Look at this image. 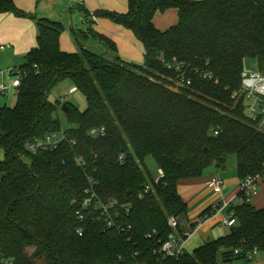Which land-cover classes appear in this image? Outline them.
I'll return each mask as SVG.
<instances>
[{"label": "trees", "instance_id": "1", "mask_svg": "<svg viewBox=\"0 0 264 264\" xmlns=\"http://www.w3.org/2000/svg\"><path fill=\"white\" fill-rule=\"evenodd\" d=\"M173 9L178 23L159 30L156 15ZM0 13L24 16L12 0H0ZM95 16L134 33L145 64L136 69L120 56L110 61L86 48L65 52L62 24L38 21L37 46L20 69L17 104L0 108V259L12 264H218L219 257L231 262L264 253V208L242 194L228 211L236 223L229 235L193 255L160 253L170 234L185 236L181 222L188 207L179 193L181 180L226 167L232 156L241 181L264 176V116L253 121L246 95L232 97L241 89L248 60L264 69V0H128L126 14ZM91 35L117 52L109 38ZM173 57L210 70L218 83L192 73L190 86L176 87V74L163 63ZM65 80L84 95L87 108L81 112L67 103L69 112H63L71 128L63 131L64 140L56 149L31 153L29 142L62 131L49 94ZM100 127L106 135L91 137L89 132ZM148 158L164 173L158 182L145 174ZM147 184L153 190L145 194ZM87 188L103 203L118 201L114 212L131 229L121 234L107 228L104 219L79 218ZM211 215L209 208L201 216ZM171 218L179 223L175 231Z\"/></svg>", "mask_w": 264, "mask_h": 264}, {"label": "crops", "instance_id": "2", "mask_svg": "<svg viewBox=\"0 0 264 264\" xmlns=\"http://www.w3.org/2000/svg\"><path fill=\"white\" fill-rule=\"evenodd\" d=\"M14 6L21 11L24 16H18L14 13H0V84H4L8 89L4 94H0V108L13 109L17 104V88L13 86L15 77L13 72H17L26 63V55L37 46L38 21L48 19L53 22L61 23L64 32L61 36L60 46L65 52L75 51L67 40L64 39V33L75 37L78 47L86 48L97 54L108 56L109 50L105 48L96 38L91 35L92 31L99 34L104 33L103 28L115 26L113 21L106 18H96L97 12L106 11L123 15L128 10V0H12ZM172 26L178 23L177 10H170L166 13H159L154 19L155 26L161 30L164 28L157 22V17L169 15ZM170 26V27H172ZM116 31L120 32L125 40L132 44L133 33L120 26H115ZM169 29V28H168ZM167 30V29H166ZM110 39V37L106 36ZM95 43L93 48L91 40ZM111 40V39H110ZM113 42L122 45L121 38L113 37ZM111 40V41H112ZM130 44V45H131ZM117 47V46H116ZM118 52V50H117ZM75 89V88H72ZM13 92L16 93L14 103L9 102L7 97ZM0 151L3 150L0 149ZM3 155L0 157L2 160ZM236 165H233V167ZM214 167V166H213ZM210 167V168H213ZM214 172L205 171L203 177L197 179H186L179 182V193L188 206L187 215L181 222L182 232L190 233L184 243V251L197 249L207 241H213L225 237L231 233V228L224 225L223 220L229 216L228 211L232 205L241 202L238 200V194L241 189V180L234 179L225 182L222 190L217 192L211 186L213 178L222 179L225 167H217ZM208 172V173H207ZM1 180V175H0ZM264 187V180L260 187ZM259 187V188H260ZM236 203V204H237ZM251 204L257 209L264 208V193H258L251 201ZM222 212L212 215L208 219L202 218V214L209 208L225 206ZM192 210V211H191ZM191 215V217H189ZM178 238L183 236L176 231ZM187 253V252H186ZM218 264H264V253L257 251L251 259L238 258L231 262H224L218 258Z\"/></svg>", "mask_w": 264, "mask_h": 264}, {"label": "built area", "instance_id": "3", "mask_svg": "<svg viewBox=\"0 0 264 264\" xmlns=\"http://www.w3.org/2000/svg\"><path fill=\"white\" fill-rule=\"evenodd\" d=\"M165 67L173 71L176 74V82L175 85L178 88L188 87L192 84V78L189 77V74L196 73L200 78L205 80H214L215 83H218V79L214 78V74L210 70H204L197 67H192L190 64L186 63L184 60H181L177 57H173L170 60H163ZM15 77V81L13 86L18 89L21 85L23 74L20 70L17 72H13ZM8 89V87L4 84H0V94H4V92ZM76 91L72 89L69 93V96L72 95ZM245 94L247 97V114L254 121L260 118V116H264V69L258 70H248L244 68V72L242 74V85L241 89L235 91L232 95L233 99H239L241 95ZM264 124V117L262 119L261 125ZM90 136L93 138L104 137L106 135V129L104 127L93 128L89 132ZM65 135L61 132H55L43 139H38L27 144V148L31 153H37L40 149H56L60 143L64 140ZM124 156L121 155L119 157L120 161L124 160ZM164 177V173L161 169H159L158 175L156 177V181L158 182L160 179ZM264 180V176L255 175L250 176L244 181L241 182V189L239 194H242V197H246L248 201H252L254 197H256L259 193V187ZM225 182L219 178H213L211 182V186L215 191L220 192ZM92 187V186H91ZM153 190V186L151 184H147L144 189V193L148 194ZM85 200L80 204L79 209L77 210V216L81 219L85 217L97 218L99 221L104 219L106 222V227L109 229H115L121 234L126 233L131 229V227H126L120 223L121 213H115L118 209V201L110 200L107 203H103L100 200L98 194L92 188H87L85 191ZM143 195H140L142 197ZM226 205L218 209L219 207L212 208V215L216 213L222 212L225 209ZM124 212H128V207H123ZM211 215V216H212ZM209 216V217H211ZM209 217H205L208 219ZM170 226L174 231L177 229L179 223L176 218L170 219ZM224 225L229 227L234 226L235 219L232 218L231 215L225 217L223 220ZM190 233L185 234L182 238H178L175 235V232L170 234L168 241L162 246L160 249V253H163L165 257L171 258H179L184 251V243L188 239ZM77 234L82 237L83 231L82 229L77 230ZM151 238V235L148 236ZM239 252L236 251V254ZM252 253H249V259L252 258ZM2 264H12L7 260L0 259Z\"/></svg>", "mask_w": 264, "mask_h": 264}, {"label": "rangeland", "instance_id": "4", "mask_svg": "<svg viewBox=\"0 0 264 264\" xmlns=\"http://www.w3.org/2000/svg\"><path fill=\"white\" fill-rule=\"evenodd\" d=\"M127 12H128V10L126 11V13ZM126 13H124V14H126ZM169 17H171L170 14L169 15H161V16L157 17V19H158L157 22H158V24H160L161 27L164 28L163 30H166V29L170 28V26L173 25V24H170ZM113 23L115 26H120L122 28H125L123 25L117 24L115 22H113ZM115 26H108V28H103L104 33H102V35H104L105 37L106 36L110 37L111 40L113 39V37L121 38L122 45L119 46L118 44H116L118 52L115 53V52L110 51L108 56L105 55V57L110 61H115V59L118 56H120L125 62L133 65L136 69L142 68L145 64L144 48H143L142 43L136 38L135 34L133 33V38L131 41L133 43L132 44L130 43L131 44L130 45L125 40L126 37H123L120 32L116 31ZM63 37L65 40L68 41L70 46H72L75 49V51H72V52H79L80 51V48L76 44L74 36H72V35L67 36L64 33ZM90 40H91V44H89V45L91 46V48H93V46H95L94 45L95 43H93L94 40L92 38ZM245 68L248 70H258L259 69V67L257 66V63L255 61H252V60L247 61V63L245 64ZM162 76H166V74H162ZM74 87H75V85L71 80H65V81L59 83L49 94V100L52 103H54L57 107V116H58V118L61 122V126H62L61 133H63V131H66V130L71 128V124L68 123L66 116L62 110V108L65 104H67V103L73 104L81 112H83L87 108L86 98L84 97V95L80 91H75L72 95L69 96L70 91ZM15 97H16V93L13 92L11 95H9L7 97V99L9 98L8 100L10 103H14ZM2 155H3V153H2V151H0V157ZM236 163H237V159L235 156H232L229 158L226 167L224 168V170H222L223 174H222L221 180H223L224 182H228V181H231L234 179H236V180L239 179L236 166L233 167V165H236ZM145 166L147 168L145 171V174L146 175L151 174L152 178L154 179V177H156L158 175V172H159V168H158L156 162L152 158H148L145 161ZM217 170L218 169L214 166L213 168H210L208 170V172L209 171L214 172ZM259 193H264V187L263 186L259 188ZM237 202L238 201H235V204ZM189 217H191V215H189ZM208 242L209 241H207V243ZM195 250L189 249V247H188L186 249V252L190 255H193ZM28 251L30 254H32L34 250L29 249Z\"/></svg>", "mask_w": 264, "mask_h": 264}, {"label": "water", "instance_id": "5", "mask_svg": "<svg viewBox=\"0 0 264 264\" xmlns=\"http://www.w3.org/2000/svg\"><path fill=\"white\" fill-rule=\"evenodd\" d=\"M63 111L65 113H68L69 112L68 106L66 104L63 106ZM217 167H220V165H217ZM231 231H233V230H231Z\"/></svg>", "mask_w": 264, "mask_h": 264}]
</instances>
